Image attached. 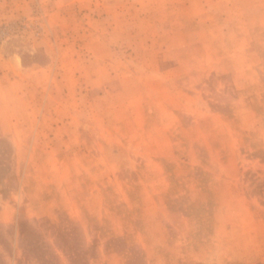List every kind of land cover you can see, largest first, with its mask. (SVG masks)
<instances>
[{"label":"rangeland","instance_id":"rangeland-1","mask_svg":"<svg viewBox=\"0 0 264 264\" xmlns=\"http://www.w3.org/2000/svg\"><path fill=\"white\" fill-rule=\"evenodd\" d=\"M4 7L0 264H264V0Z\"/></svg>","mask_w":264,"mask_h":264},{"label":"crops","instance_id":"crops-1","mask_svg":"<svg viewBox=\"0 0 264 264\" xmlns=\"http://www.w3.org/2000/svg\"><path fill=\"white\" fill-rule=\"evenodd\" d=\"M5 1L6 0H0V21L7 18V16H5V14H4V13H6L5 7H4ZM14 3H16V2H14Z\"/></svg>","mask_w":264,"mask_h":264}]
</instances>
